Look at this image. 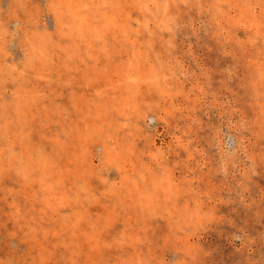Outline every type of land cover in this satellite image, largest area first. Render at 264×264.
<instances>
[{"label": "rangeland", "instance_id": "1", "mask_svg": "<svg viewBox=\"0 0 264 264\" xmlns=\"http://www.w3.org/2000/svg\"><path fill=\"white\" fill-rule=\"evenodd\" d=\"M0 264H264V0H0Z\"/></svg>", "mask_w": 264, "mask_h": 264}]
</instances>
